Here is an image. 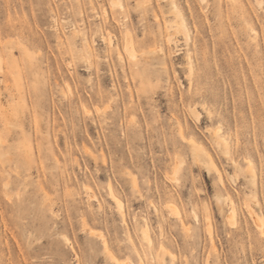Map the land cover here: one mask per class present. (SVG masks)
<instances>
[{"label": "rangeland", "instance_id": "obj_1", "mask_svg": "<svg viewBox=\"0 0 264 264\" xmlns=\"http://www.w3.org/2000/svg\"><path fill=\"white\" fill-rule=\"evenodd\" d=\"M175 1L0 0V264H264V0Z\"/></svg>", "mask_w": 264, "mask_h": 264}, {"label": "bare ground", "instance_id": "obj_2", "mask_svg": "<svg viewBox=\"0 0 264 264\" xmlns=\"http://www.w3.org/2000/svg\"><path fill=\"white\" fill-rule=\"evenodd\" d=\"M171 4H172V10H173V12H174V14H175V18L178 20V23H177V25H178V28H180L181 30H182V32H183V36H184V38L186 39V38H190V36H189V33H188V28H187V22L186 21H184L185 19L183 18V14L181 13V9H179V8H181V7H179V6H177V4H176V1L175 0H171ZM217 11H220L219 9H217ZM218 13H220V12H218ZM177 27V26H176ZM176 27H175V29H176ZM174 29V28H173ZM178 31V30H177ZM181 32V31H180ZM179 33V32H178ZM126 35H128V34H126ZM133 37V36H132ZM188 38V39H189ZM133 42H134V39L132 40ZM186 41H187V39H186ZM125 43V45H124V47H125V49H126V51L128 52V54L130 55V57H132L133 55L132 54H130V51L129 50H131V46H132V42H131V40L130 39H128L127 37H125V41H124ZM133 44H135V42L133 43ZM193 143V146H194V148H193V151H194V154H195V156H200V154L201 153H205V152H203V148L201 147V146H199V145H197V143H195L194 141L192 142ZM114 195V194H113ZM117 200V199H116ZM248 206V205H247ZM252 210V209H251Z\"/></svg>", "mask_w": 264, "mask_h": 264}]
</instances>
